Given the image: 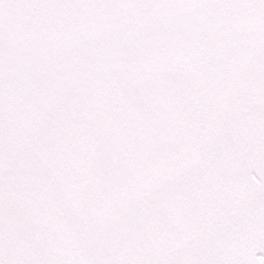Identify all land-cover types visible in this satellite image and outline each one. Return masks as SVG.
<instances>
[{
	"label": "snow or ice",
	"instance_id": "1",
	"mask_svg": "<svg viewBox=\"0 0 264 264\" xmlns=\"http://www.w3.org/2000/svg\"><path fill=\"white\" fill-rule=\"evenodd\" d=\"M0 264H264V0H0Z\"/></svg>",
	"mask_w": 264,
	"mask_h": 264
}]
</instances>
